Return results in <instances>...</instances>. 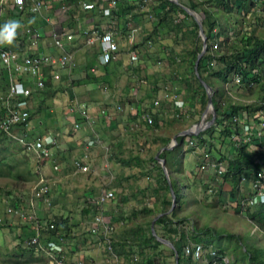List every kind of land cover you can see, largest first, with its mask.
<instances>
[{
    "label": "rangeland",
    "instance_id": "374dc122",
    "mask_svg": "<svg viewBox=\"0 0 264 264\" xmlns=\"http://www.w3.org/2000/svg\"><path fill=\"white\" fill-rule=\"evenodd\" d=\"M116 1L117 17L109 25L116 28L122 60L102 67L97 61V47H83L81 40L76 39L70 48L76 68L70 74L60 73L59 80H50L44 89L37 90L29 103L27 129L11 131L18 133L17 136L21 134L22 142L0 135V264H52L28 240L36 233V222L43 225L60 221L69 264H149V259L158 264H175L169 245L160 242L158 249H143L132 235L138 229L151 233V223L163 208L158 199L167 194L171 205L165 215L175 221L186 219L180 227L188 234L187 244L198 243L207 252L215 251L209 262L264 263V231L247 216L256 210L237 205L234 208V202L227 200L230 187L221 177L217 178L213 169L198 170L197 149L189 146L193 136L184 133L197 124L193 133L210 139L216 135L212 133L215 124H207L211 110L195 100L202 96L203 90L207 95L206 89H200L194 81L192 87L186 83V79L196 75L190 65L195 47H203L196 18L203 33L214 25V32L220 35L218 42L229 38L228 50L232 44L240 48L239 40L246 34L264 37V22H260L264 16L258 5L254 6L256 0H244L245 8L233 7L230 11L220 5V0L211 3L214 0H176L188 8L189 4H195L198 12L189 8L194 15L170 0ZM170 4L177 5L184 14L179 9L171 10ZM61 7H65V12ZM91 8L83 10L73 0H59L48 21L41 20L39 25L35 21L34 25L27 23L30 17L24 13L9 14L3 26L11 21L19 26L14 29L11 42L4 41L11 48L19 45L30 48L43 43V52L48 54L51 34L60 28L76 33L80 27L76 18L90 24L98 16L97 8ZM101 20L99 17L95 25L101 24ZM45 26L47 32L43 30ZM37 33L38 40L34 37ZM218 42V49L213 47L216 52L221 48ZM129 52L135 53L136 60L129 58ZM209 82L221 89V107L251 105L259 97L254 86L226 87L212 78ZM4 87H7L4 80H0V109L6 97ZM84 108L97 120L94 123L84 120L77 130L73 126L76 111ZM139 111H142L140 115ZM143 112L151 116L152 124L142 117ZM202 123L204 126H199ZM82 130L86 132L84 141L95 138L92 146L85 147L82 141L77 147L69 146L66 151L57 148L55 154L41 157L27 146L35 139L29 133L73 136ZM213 144L212 155L219 142ZM195 146L198 151L202 148L196 143ZM166 147L169 148L165 150ZM85 156L88 170L79 171L75 162ZM161 159L165 160L169 178L171 175L181 187L187 188H180L182 199L177 205L176 197L163 188L161 175L165 173ZM245 178L248 180L249 176ZM39 179L44 185L42 196L31 200ZM247 185L242 189H248ZM108 192L113 193L112 200L99 202ZM16 209L27 219L16 215ZM192 227L197 234L193 240L189 233ZM205 227L215 232L210 235L201 231ZM156 228L159 227L154 223L155 232ZM124 241L129 246H124ZM122 251L125 254H120ZM189 264H207V260Z\"/></svg>",
    "mask_w": 264,
    "mask_h": 264
},
{
    "label": "built area",
    "instance_id": "2783aa9c",
    "mask_svg": "<svg viewBox=\"0 0 264 264\" xmlns=\"http://www.w3.org/2000/svg\"><path fill=\"white\" fill-rule=\"evenodd\" d=\"M59 0H0V19L3 16H6L9 13V9L14 11V15H20L22 13H28L35 15L37 17H41L42 20L48 21V16L54 9L55 3ZM79 0V6L83 10H87L88 8L94 7L97 8L98 16L105 20L104 25L98 24L93 25L91 27L81 28L78 27L76 33L74 31H69L68 28H60L57 31L51 34V42L53 48L58 51V54H37L31 55L28 54L26 49L20 48L17 50H11L6 48L4 43V38L0 37V68L4 70L5 76L7 79V91L6 97L2 100V107L0 112V133L7 137L14 138L20 142H22L21 134L18 136L11 131L13 130V125H20L22 127V131H25L27 128V121L29 119V102L32 98L34 89L41 90L45 86V75L44 70L49 69V75L53 80H59L60 71L71 72L74 70L75 66V58L74 54L70 51L71 46H73L76 42V39H80L83 47H93L96 46L99 52V63L101 65H108L113 62L120 60V49L118 46V42L115 38V32L111 29L109 25L111 20L115 17L113 11H117V3L116 0ZM257 6L258 10L262 16H264V0L258 2ZM65 7L61 8L64 12ZM91 12V11H90ZM43 13L46 15L44 16ZM8 16V15H7ZM2 22V21H0ZM216 46V45H215ZM129 58L131 60H136L135 53L129 54ZM13 68L15 70V76L12 77L8 74V69ZM27 79L24 81V79ZM35 78V80H34ZM31 79V81H28ZM235 83H240V77H235ZM228 87L227 85H225ZM248 87H253L254 82H247ZM79 117L83 120L90 119V115L87 110L84 108L78 111ZM263 115L262 112H257L252 116V123H244L241 134L236 136V139L243 143L249 144V151H262L264 152V133L262 130L264 128V121H260L259 125L253 123L256 117H260ZM142 117L146 119L148 124H152V119L148 114L143 112ZM246 117V116H245ZM262 119V117H260ZM234 121L238 119L233 117ZM80 124L74 123V128L78 129ZM21 133V132H19ZM18 134V133H17ZM235 136H233L234 138ZM95 138L90 137L89 146L94 144ZM54 141L50 138L45 139H36L32 140L29 144H27L28 149L33 150L39 157L48 156L49 150L48 146L53 145ZM262 145V146H261ZM189 146H195V142L190 140ZM208 147V143L204 144V147L198 151L200 156V162L198 165L199 171H211L214 170L216 177H222L225 173V164L218 163L217 159L210 154L211 151ZM88 161L86 160V156L81 158L75 162V166L79 169V171H87L88 170ZM264 166V163H259ZM225 167H224V166ZM264 169L261 172L257 173L256 179L254 181L249 180V186L251 188V192L254 194L249 197V193L244 189L240 188V193L243 196L239 198L240 207H254L259 204L264 203V180H263ZM242 182H247L245 175L243 176ZM43 180L39 179L35 188L32 190L31 200L40 198L43 193ZM113 197L112 192L105 193L101 196L99 202L107 201ZM16 215H21L23 218L27 219L19 209H16L14 212ZM30 219L32 217H29ZM97 225V224H96ZM34 229V227H33ZM36 233L33 234L28 242L30 246L34 249V246L45 253L48 259L55 264H66L63 260H57L56 256L58 254L65 256L67 250H65L63 243L64 240L54 242V241H41V232L48 231L54 229V223L49 222V227L47 229H42L39 222L35 224ZM185 255L190 256L193 260L196 261H204L207 260L209 256H215L216 253L214 251H205L204 247L200 244H195L187 247L185 249ZM212 264H217L216 262H211Z\"/></svg>",
    "mask_w": 264,
    "mask_h": 264
},
{
    "label": "trees",
    "instance_id": "16d2710c",
    "mask_svg": "<svg viewBox=\"0 0 264 264\" xmlns=\"http://www.w3.org/2000/svg\"><path fill=\"white\" fill-rule=\"evenodd\" d=\"M74 2H78V0H73ZM261 0H256L254 2V6ZM215 2L214 1H209ZM217 2V1H216ZM244 0H220V5H224L225 10H232L234 7L237 10H240L241 8H245L243 6ZM252 2V1H251ZM218 4V3H217ZM171 10L179 9L181 13L184 14V11L179 8L175 4H170ZM189 8H191L194 11H197V7L195 4L191 3L188 5ZM198 12V11H197ZM204 12V11H202ZM208 12V11H207ZM9 13H12V9H9ZM115 17L116 11H113ZM25 15H28L30 18H28L27 23H30L31 25H34V21L38 23V25L41 22V17H36L35 15L24 13ZM23 13L21 15H24ZM102 19V18H101ZM103 20V19H102ZM101 20V21H102ZM262 21V19L260 20ZM260 22H257L258 24ZM2 26H0L1 28ZM214 25L211 26L208 31H204V36L206 39V52L205 55L200 58L198 65H197V73L199 77L206 82L212 89V103L214 110L216 112V121L215 126L213 127L212 133H216V136H213V138L209 137H200V135L193 137L192 139L196 143L197 146H203L205 143H208V147H214V142H219V146L217 147L216 153H214L213 157L217 159L218 163L225 164V173L221 177L222 181L230 187V194L227 198V200L232 201L233 207L235 208L236 205L240 208L239 198H241L243 195H241L240 188H245V186H248L249 180L254 181L256 179L257 173L261 172V170L264 169V166L260 165L259 163H264V152L262 151H255L251 152L249 151V144H243L239 142L236 139V136H239L241 134L242 128L244 126V123H252V116L255 115L257 112H264V37L246 34L245 36H242V39L239 40L242 45L240 48H237L235 44H232V49L228 50V45L230 39L225 38L223 41L217 40V37L220 36L218 33L216 34L214 32ZM111 29L116 30L114 26H111ZM0 37L2 35L0 34ZM118 42V41H117ZM220 45V50L218 52L214 51L218 49L217 43ZM217 46V49H214V46ZM194 51V56L192 60L190 61V65L192 69L195 68V63L197 61L198 55L200 54L202 50V45H196ZM231 51V52H228ZM106 66L105 68H107ZM240 77V83H235V77ZM209 78L221 81L223 84L227 86H236L238 88L247 87V82L253 81L254 82V89L257 90V93L259 94V97L256 99V102L251 105H235V104H226L225 107H221V99L222 93L221 89H217V87H214L213 84H210ZM0 80H4V77ZM191 81H194L196 83V86L200 89H204L202 84L200 83L199 79L196 75H193L192 77L186 79V83L192 87ZM47 84V83H46ZM187 86H185V89H187ZM5 89V87H4ZM192 92H194L192 90ZM201 95H198V97H195V100L202 105V107H205L207 105L208 96L206 95L205 90H203V93ZM224 101V100H223ZM86 109V108H85ZM87 110V109H86ZM88 112V110H87ZM142 113V111H139V115ZM89 114V112H88ZM246 116V117H245ZM233 117H236L238 120L234 121ZM262 117V119L260 118ZM260 117H256L253 121V123L260 124V121H264V116L261 115ZM30 119V117H29ZM80 120V119H79ZM157 122H155V127ZM153 126V125H152ZM22 129V128H21ZM16 130H19L18 128ZM209 131V132H210ZM262 133H264V128L262 130ZM233 136H235L233 138ZM264 143V141H262ZM262 146V145H261ZM193 148L196 149V146H193ZM198 153V151H197ZM198 162H200V156L198 153ZM169 170V169H168ZM196 172V171H195ZM169 173H172L171 170H169ZM244 175H248V182H242V178ZM162 181H163V188L167 193H170V188L167 183V180L165 176L161 175ZM263 180H264V173H263ZM170 183L172 186V189L175 194V202L176 205L178 204V201L182 199V196L180 195V188L181 187L176 179L172 178L170 175ZM221 188L217 189L220 190ZM216 190V191H217ZM245 190V189H244ZM249 193V197H247L245 200L250 198L254 192H251V188L249 186L248 189H246ZM221 192V191H220ZM105 194V193H104ZM103 194V195H104ZM167 195H163V200L161 201V207L163 205V208L161 209L160 214H164L163 216H160L157 218L155 224L156 228V234L162 239H165L169 241L173 245V249L171 251V257L175 261V252L179 259V264H189L193 260L190 256L185 255V249L191 245L187 244V233L184 232L181 229V223L183 221H186V219L183 220H173L169 216L165 215L166 210L171 205V201L168 200ZM113 198V197H112ZM108 199L107 201L112 200ZM106 202V201H104ZM103 202V203H104ZM179 208V207H178ZM177 208V209H178ZM176 209V212H177ZM256 211L247 214L248 218L253 221L255 224L259 226L261 230L264 231V203L259 204L258 206H254ZM62 221L56 222L54 224L53 230L48 231H42L41 232V241L47 242V241H54L58 242L61 240H64V237L62 234ZM195 228H191L190 234L192 236V240L196 237V233H193ZM201 231H208L209 234H213L215 231L211 228L205 227ZM201 233V232H200ZM204 235V233H201ZM134 235V238H137V245L143 249L148 250H155L158 249L162 243L157 241L155 237L152 236L150 232H145L143 229H138V231H134L132 233ZM178 239V241H175L174 237ZM198 244V243H196ZM124 246H129L127 244V241L123 242ZM195 245V244H192ZM114 253H117V250L113 249ZM120 254H125V251H122ZM127 254V253H126ZM249 254V253H248ZM252 263L254 262V258L251 259ZM149 264H158L155 261H150ZM260 264H264L262 261Z\"/></svg>",
    "mask_w": 264,
    "mask_h": 264
},
{
    "label": "crops",
    "instance_id": "0c3cea01",
    "mask_svg": "<svg viewBox=\"0 0 264 264\" xmlns=\"http://www.w3.org/2000/svg\"><path fill=\"white\" fill-rule=\"evenodd\" d=\"M80 20H81V24L83 26L86 25L85 27H91V26L97 24V22L99 21V16H94L93 17V20H92L93 22L90 21V24L88 22L84 21L83 19H80ZM102 21H104V20H102ZM102 21H101V24L104 25V22H102ZM75 22H76V19H75ZM43 28H44L43 30L45 32L48 31V30H45V29L48 28V26H45ZM41 30L42 29H40V31ZM36 40H38V39H36ZM81 45H82V43H81ZM44 46L45 45L43 43H41V45L40 44H37V45H34L33 47H31L29 49H31L32 51L34 50V53H37V54H42V53L45 54V52H43L44 51V49H43ZM7 47L9 49H12V50H16V48H17V47L16 48L15 47L11 48L12 46L9 47L8 45H7ZM71 47H73V46H71ZM71 47H69V48H71ZM46 51L48 52V54H58V51L55 48H53L51 42H48V49ZM98 56H99V54H98V51H97V61H98V64H99ZM49 81L50 80H47L46 82H49ZM51 82H53V81H51ZM221 87H223V85ZM217 89H219V88L217 87ZM35 92L36 91L34 89V93ZM89 115H90V120H92L93 123H94L97 120V118L95 116H93L91 113H89ZM98 116L101 117V115H98ZM77 117H78V115L75 116V119ZM40 124H42V123L40 122ZM80 126H81V124H80ZM80 126H79L78 129H80ZM84 133H86V132L82 130V131H79V133L74 134L73 136H71L68 133H50V132L49 133H34V134L33 133H30V135H32L34 138H37V137H46L47 135H52V137L54 138V142H56V145L52 147L51 151H52V154H55L57 148L61 149V151H66L67 150V147L69 148V146H71V147H77L78 144H80L82 141H84V139H85L84 138ZM212 142H214V141H212ZM178 170H180V167H178ZM162 200H163V196L162 197H159L158 201L161 202ZM229 202H232V201H229Z\"/></svg>",
    "mask_w": 264,
    "mask_h": 264
},
{
    "label": "water",
    "instance_id": "95a60500",
    "mask_svg": "<svg viewBox=\"0 0 264 264\" xmlns=\"http://www.w3.org/2000/svg\"><path fill=\"white\" fill-rule=\"evenodd\" d=\"M170 1H172L173 3H175V4H177V5H179L184 11H186V12H188V13H190L191 15H194L195 14V12H193L192 10H190L188 7H185V6H183V5H180V4H178V2L176 1V0H170ZM196 23H197V25H198V28H199V35L202 37V40H203V47H202V51L200 52V54L198 55V58H197V61H196V63H195V71H196V76H197V78L199 79V81H200V83L202 84V86L206 89V91H207V96H208V101H207V108L209 109V110H211V113H212V115H211V119L208 121V125L209 124H215V121H216V112H215V110H214V107H213V103H212V94H211V91H212V89H211V87L206 83V82H204L200 77H199V75H198V73H197V65H198V62H199V60H200V58L202 57V55L205 53V51H206V39H205V36H204V33H203V29H202V26H201V23H200V21H199V19L198 18H196ZM200 126V125H199ZM206 126V125H205ZM196 127L198 128V125L197 124H195L192 128H190L189 130H187V131H185L184 133H185V135H187V136H193V137H195V136H197V134L198 133H193V131H192V129L193 128H195L196 129ZM174 142L176 141V138H174V140H173ZM169 147H166V148H164L165 150H167ZM160 162H161V166H162V169H163V171H164V173H165V175H166V180H167V183H168V185H169V188H170V193L173 195V197H175L174 196V194H173V190H172V186H171V183H170V178H169V175H168V172H167V167H166V165H165V160H159ZM175 206V203L173 202L172 203V207H174ZM168 213V212H167ZM166 213V214H167ZM164 214H159L153 221H152V223H151V227H150V229H151V233H152V235H154V237L159 241V242H162V243H164V244H166V245H169L172 249L174 248L173 247V245L169 242V241H167V240H165V239H162V238H160L159 236H157L156 235V232H155V229H154V223H155V221L157 220V218L158 217H160V216H163ZM175 264H179V259H178V256H177V254H176V252H175Z\"/></svg>",
    "mask_w": 264,
    "mask_h": 264
},
{
    "label": "clouds",
    "instance_id": "9594fccd",
    "mask_svg": "<svg viewBox=\"0 0 264 264\" xmlns=\"http://www.w3.org/2000/svg\"><path fill=\"white\" fill-rule=\"evenodd\" d=\"M9 14L10 15H14V11H12V13H8L7 15L9 16ZM3 16L1 19H0V21H2V22H0V26H3V22H4V20H6L7 18H8V16ZM14 16H16V15H14ZM19 25H18V22H16V21H11V22H8V23H6L4 26H3V28L2 29H0V32H2V37L7 41V42H11V39H12V37H13V35H14V29H16L17 27H18ZM38 31L40 32V29H38ZM5 42V41H4ZM51 44H52V42H51ZM20 48H22V49H26V51L28 52V54H31V55H37V53H34V50L32 51L31 49H29V48H25L23 45H19L17 48H16V50L18 51ZM31 48V47H30ZM31 51V52H30ZM3 69H1L0 68V71H2ZM4 77V79H5V86H7V79H6V76H5V74L2 76V75H0V78H3ZM45 85H46V81L47 80H51V81H54L52 78H51V76L50 75H47V76H45ZM6 88V91H7V87H5ZM44 88H45V86H44ZM43 88V89H44ZM35 91H37V90H35ZM6 93V92H5ZM33 95H34V92H33ZM32 95V96H33ZM1 98V97H0ZM31 100V99H30ZM30 103V102H29ZM29 108H30V105H29ZM0 111H1V109H0ZM29 115H30V113H29ZM76 115H78V117L75 119L76 120V123L78 122L79 124H82L83 123V119H81L80 117H79V114H78V111H76ZM80 119V120H79ZM74 126V125H73ZM78 130V129H77ZM15 134H17V133H15ZM30 134V133H29ZM0 135H2V136H5V135H3L2 133H0ZM25 135H26V133H25ZM199 134H197V136H198ZM5 137H7V136H5ZM196 137V136H195ZM45 139V137H37V138H35L34 140H36V139ZM90 138V137H89ZM56 145V142H54V144L53 145H50V146H48L47 147V149L49 150V153H52V151H51V149H52V147L53 146H55ZM84 150H86V149H84ZM166 165V164H165ZM31 237V236H30ZM29 237V238H30ZM201 245V244H200ZM203 246V245H202ZM205 249V248H204ZM215 252V251H214ZM216 253V252H215ZM215 262V261H214ZM207 264H212L211 262H209L208 261V259H207Z\"/></svg>",
    "mask_w": 264,
    "mask_h": 264
},
{
    "label": "bare ground",
    "instance_id": "6f19581e",
    "mask_svg": "<svg viewBox=\"0 0 264 264\" xmlns=\"http://www.w3.org/2000/svg\"><path fill=\"white\" fill-rule=\"evenodd\" d=\"M106 1L107 0H105L104 1V3H106ZM116 3H117V1H116ZM77 4L79 5V0H78V2H77ZM61 8H63V7H61ZM65 10L66 9H64V12H65ZM43 15L45 16L46 14L45 13H43ZM37 17V16H36ZM76 22L80 25V27L82 28H86L85 26H83L82 24H81V20L79 19V18H76ZM34 37H35V39H39L40 38V34H36V35H34ZM116 38V37H115ZM117 40V39H116ZM3 45L6 47V48H8L7 47V45H6V42H4L3 43ZM9 49V48H8ZM12 50V49H11ZM98 51V50H97ZM98 54H99V52H98ZM129 54H131L130 52L128 53V56H129ZM122 55H121V53H120V60L119 61H116V62H113V63H111V64H108V65H101L100 63H99V65L100 66H102V67H106V66H110V65H112V64H114V63H118V62H120L122 59ZM98 60H99V56H98ZM76 68V61H75V66H74V69ZM49 72H50V70L49 69H45L44 70V75L45 76H47V75H49ZM67 73V74H70L71 72H66V71H60L59 72V75H60V73ZM5 74V72H4V70H2V71H0V75H4ZM8 74L10 75V76H12V77H14L15 76V70L13 69V68H11V69H8ZM62 76L60 75V78H61ZM23 79H25V78H23ZM34 80H35V78H34ZM149 115V114H148ZM150 116V115H149ZM151 117V116H150ZM152 119V118H151ZM87 120H90V119H87ZM28 122H29V119H28V121H27V125H28ZM205 122V121H204ZM201 127H203L204 126V123H202L201 125H200ZM12 128L13 129H21L22 127L20 126V125H13L12 126ZM45 138H50V139H52L53 141H54V138L52 137V135H47ZM90 139V138H89ZM84 144H85V147H90L89 146V140H86V141H84ZM91 146H92V144H91ZM174 146V145H173ZM166 176V175H165ZM41 225V224H40ZM41 227H42V229H47L48 227H49V223H46V224H43V225H41ZM63 246H64V248H65V250H67V245H66V243H65V240H64V243H63ZM56 259L57 260H63L66 264H69L67 261H66V257L65 256H62V255H60V254H58L57 256H56ZM52 264H55V263H52ZM75 264H83L82 262H76Z\"/></svg>",
    "mask_w": 264,
    "mask_h": 264
}]
</instances>
